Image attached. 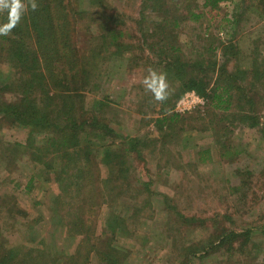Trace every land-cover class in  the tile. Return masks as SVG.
<instances>
[{
    "label": "rangeland",
    "instance_id": "obj_1",
    "mask_svg": "<svg viewBox=\"0 0 264 264\" xmlns=\"http://www.w3.org/2000/svg\"><path fill=\"white\" fill-rule=\"evenodd\" d=\"M165 2L166 12L161 13L154 11L156 0H110L105 7L121 15L128 50L100 65L86 105L96 112L95 102H102L116 142L122 137L138 146L128 157L131 168L124 179L117 180L123 178L118 172L106 196H88L95 204L85 221L92 233L89 244L80 247L82 237L73 228L76 216L68 215L65 224L53 213L54 196L60 194L59 161L57 170L34 161L37 155L50 161L47 152L36 149L41 138L29 146L28 129L0 115L4 248L18 255H40L42 264H264V80L250 73L257 63L264 74L263 0H222L216 10L206 7L205 0ZM85 11L87 16L93 11L89 3ZM191 12L201 14L198 21L190 19ZM235 15L240 19L234 21ZM87 18L82 30L70 36L80 51H89L92 39L87 32L97 38L102 29V23ZM157 18L179 21L174 38L178 56L210 86L222 67L236 78L247 73L244 82H236L233 100L221 98L230 100V109H214L205 99L194 103L191 97L180 105L193 91L179 95L182 81L165 61V43L155 46V39L144 40ZM149 67L167 74L173 94L163 104L154 102L141 84ZM16 71L0 60V89L8 102L19 101L24 92ZM174 113V122H158ZM100 162L101 158L94 161L100 176L108 179ZM111 216L123 218L124 226L109 230ZM186 218L197 223L188 226ZM225 230L248 232L251 240L234 250L228 246L204 254L205 243L214 242Z\"/></svg>",
    "mask_w": 264,
    "mask_h": 264
},
{
    "label": "trees",
    "instance_id": "obj_2",
    "mask_svg": "<svg viewBox=\"0 0 264 264\" xmlns=\"http://www.w3.org/2000/svg\"><path fill=\"white\" fill-rule=\"evenodd\" d=\"M108 1L110 0H37L39 5L37 11L32 12L29 9L10 36H0V60L5 59L17 70L21 87L24 88L22 94L18 93L22 98L15 102L4 100L5 96L1 93L2 88L0 89V115L3 120L28 129V140L32 141L29 146L39 142L38 136L41 138L42 144H38L36 149L47 152L50 161L40 159L38 155L34 161L56 170L55 162L59 161L57 167L60 171L58 180L60 194L54 196L52 210L65 224L68 215L76 216L73 228L77 232L76 235L82 237L80 247L89 244L92 235L86 229L85 221L90 219L87 211L95 204L94 198L88 199V196H106V190H110L107 186L114 183L112 178L117 177L118 172L123 178L117 180L122 181L131 168V158L128 157L137 151L138 146L137 141L132 139L125 141L122 137L121 142H116L117 135L107 123L109 122L107 118L103 116L102 102L98 100L95 102L96 106H99L96 112L89 111L86 105L87 95L93 85V78L98 76L100 65L115 57H123L128 50V45L123 40L126 35L121 28V15L118 12L110 14L106 11ZM156 1L154 11L166 12L165 0ZM221 1L205 0V6L216 10ZM88 3L93 9L90 16H87L85 11ZM148 4L145 6L148 7ZM245 10L247 9H242V15L245 14ZM200 16L201 14L191 12L190 19L198 21ZM87 17L93 22L102 23L100 24L102 29L97 38L88 31L87 34L92 39L89 41V51H80L70 36L72 31L82 30ZM240 17L241 15H235L234 21ZM6 20V13H1L0 23ZM179 25L177 19L168 21L157 18L152 22L150 36L144 37V34L142 36L145 42L151 38L155 39V46L165 43V61L168 62V66L176 68L175 75L182 81L179 95L193 91L209 101L214 109H230V100L221 98L228 96L233 100V95L237 91L236 82H244L247 73L243 71L241 76L236 78L234 73L222 67L217 71L220 74H217L218 77L212 86L204 76H194L192 68L186 62H181L174 45ZM216 69V65L213 66L212 72ZM250 73L254 78L264 80V74L258 71L257 63ZM177 118L178 115L174 113L158 122L165 124L174 122ZM97 158H101L100 163L107 168L108 179L100 176L101 168L94 163ZM77 191L80 195H76ZM66 197H70L71 200H66ZM67 206H70V210L66 209L69 211L65 210ZM186 220L188 226L197 223L194 219ZM122 224L124 226L123 218L111 216L107 228L114 232L116 227L118 225L121 227ZM247 233L225 230L214 242H206L202 252L209 254L228 246L234 250L237 244L241 247L251 240ZM79 253L80 251L77 255ZM39 259L40 255L35 253L31 256L18 255L15 249L0 245V264L32 262L42 264Z\"/></svg>",
    "mask_w": 264,
    "mask_h": 264
},
{
    "label": "clouds",
    "instance_id": "obj_3",
    "mask_svg": "<svg viewBox=\"0 0 264 264\" xmlns=\"http://www.w3.org/2000/svg\"><path fill=\"white\" fill-rule=\"evenodd\" d=\"M37 0H0V13H6V22L0 23V36H10L13 29L21 22L29 11L38 10ZM146 93H150L154 102L163 104L173 94L167 74L149 67L147 75L141 80Z\"/></svg>",
    "mask_w": 264,
    "mask_h": 264
},
{
    "label": "built area",
    "instance_id": "obj_4",
    "mask_svg": "<svg viewBox=\"0 0 264 264\" xmlns=\"http://www.w3.org/2000/svg\"><path fill=\"white\" fill-rule=\"evenodd\" d=\"M186 97H185V99L182 101V102H180V105H185V104H187L188 103V99L191 97V98H195V102L194 103H203L205 100L201 97V98H199L200 96L197 94V93H195V92H193L192 94L190 93V94H186L185 95Z\"/></svg>",
    "mask_w": 264,
    "mask_h": 264
}]
</instances>
